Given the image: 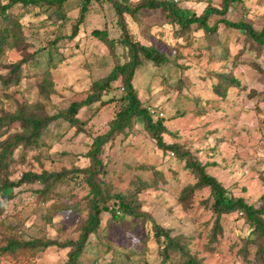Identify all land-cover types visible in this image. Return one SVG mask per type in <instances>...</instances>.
<instances>
[{"label":"rangeland","instance_id":"1","mask_svg":"<svg viewBox=\"0 0 264 264\" xmlns=\"http://www.w3.org/2000/svg\"><path fill=\"white\" fill-rule=\"evenodd\" d=\"M8 1L0 0V8ZM170 1L196 15L208 4L221 7L223 2ZM83 2L67 0L56 13L45 4L14 3L5 11L8 19L0 13V30H8L7 41L0 46V118L20 109L51 115L82 98L93 81L125 61L120 44L110 46L92 30L105 29L116 39L124 25L135 40L166 54L165 63L144 62L132 80L153 119L162 117L168 129L164 141L178 144L205 164L207 172L226 187L227 197H242L264 210V49H255L243 30L223 23L212 33L195 25L181 29L161 9L119 16L107 0L89 2L72 36ZM129 2L133 7L138 0ZM219 18L247 22L259 30L264 26V0L231 3L224 15L211 16L209 25ZM21 60L19 71L11 73L12 64ZM223 73L237 78L239 85L223 81L219 77ZM121 94L119 79L102 96L114 101L80 109L82 126L59 119L42 130L35 144L16 145L1 177L15 180L27 171L70 172L45 198L36 193L42 188L38 182L3 191L0 245L10 238L59 242L78 238L92 197L84 171L90 165L86 154L93 139L108 131ZM20 130L5 123L0 139ZM100 158L105 173L94 178L127 200L135 199L134 206L138 204L148 216L115 213L117 204L107 200L106 206L113 210L100 214V224L89 234L78 264H190L188 259L197 264H264V236L252 231L242 212L222 214L216 220L208 188L195 189L181 201L182 189L196 178L176 151L158 148L140 118L114 134L102 146ZM153 221L183 249H166L165 235H155ZM69 250L52 245L20 264H67ZM0 264L12 263L1 260Z\"/></svg>","mask_w":264,"mask_h":264},{"label":"trees","instance_id":"2","mask_svg":"<svg viewBox=\"0 0 264 264\" xmlns=\"http://www.w3.org/2000/svg\"><path fill=\"white\" fill-rule=\"evenodd\" d=\"M67 0H9L7 4L1 6V14L3 19H8L5 11L14 3H22L26 6H53V13L60 11L64 2ZM91 0H84L80 15L75 28L72 31V36L77 32L78 23H80L87 11V5ZM115 8L116 13L121 16L123 13L134 14L142 9H161L165 11L169 22L178 25L181 29H189L195 25V28H201L206 33L215 32L218 28V23H223L225 26L243 30L247 37L254 43L255 49H264V26L257 30L247 22H235L226 18H219L214 24L209 25V18L213 15H224L231 3L238 0H223L221 7H216L208 4L200 15L186 8H181L175 2L170 0H138L135 6H130V0H107ZM45 4V5H44ZM9 21V20H8ZM122 26L121 35L112 39L108 36L105 29H94L91 34L104 43L114 46L120 44L125 51V61L121 64H115L110 72L91 83L88 91L80 99L72 100L69 105L62 111L48 115H36L30 112H25L20 109L14 114L5 115L3 119L0 118V137L2 136L1 128L5 123H14L16 128L20 131L14 132L7 138L0 139V172L7 167L8 159L16 145L24 141L27 144H35L44 130L51 122L56 120H64L70 126L80 127L85 121L78 117V113L82 107L90 106L95 102L107 103L114 101L115 98H109L107 101L102 100L103 93L108 92L114 82L120 79L122 94L118 98L121 105L116 112L115 117L109 122V129L106 133L96 136L93 139L91 149L87 152L86 156L90 160V165L84 170L91 187V200L89 203V212L87 218L80 226V234L76 240H68L59 242L54 239L46 238H31L28 240H18L10 238L5 244L0 245V261L8 260L12 264H20L29 261L38 250L45 249L52 245L59 247H69L67 264H78L79 259L84 252L85 246L88 242V236L94 233L100 224V214L103 211L113 210L106 206V201L113 199L112 203L117 207L114 210L118 213L132 215L134 217L145 218L148 213L141 211L140 207L134 206L136 200L129 198L121 192H112L107 185H101L94 176L99 173H105L100 154L102 146L113 137L114 134L124 131L126 128L133 124L134 118L142 120L144 130L155 140L158 148L163 151L174 150L177 152L178 157L184 161L185 167L194 174L196 181L194 184L186 185L181 191V201L186 200L191 196L195 189L208 188L210 190V197L212 202L210 208L218 220L222 214H229L236 211L242 212L246 221L253 226L256 233L264 236V210L248 204L242 197H227L226 187L213 175L209 174L206 170L205 164L201 163L197 158L192 156L189 151H182L176 143H166L163 139V133L167 132V127L164 124L162 117L153 119V114L149 110V105L143 104L139 99L137 90L134 88L132 80L135 71L144 62L150 61L155 64H162L167 61L166 54L161 52L153 45H146L138 40H135L128 32L124 25ZM8 30L3 28L0 30V46L7 41ZM21 61L12 64L11 73H17L20 68ZM257 69L259 66L255 64ZM223 81L231 86L239 85L237 78L228 74L219 75ZM46 89V83L44 84ZM222 87L217 86L216 91L220 93ZM7 121V122H5ZM80 170L79 172H81ZM70 171L63 170L60 172L52 171L41 173L27 171L21 174L18 179L10 180L7 177L0 176V197L4 196L3 191L18 187L22 184H29L38 182L42 188L37 190V195L40 198H45L50 193L55 185L63 178L66 173ZM264 197V196H263ZM115 213L113 216H115ZM155 228V235H165L166 244L165 248H172L181 251L183 249L180 242L170 237L169 234L161 228L156 222H152ZM165 249V250H166ZM188 263L197 264L195 261L188 259Z\"/></svg>","mask_w":264,"mask_h":264},{"label":"built area","instance_id":"3","mask_svg":"<svg viewBox=\"0 0 264 264\" xmlns=\"http://www.w3.org/2000/svg\"><path fill=\"white\" fill-rule=\"evenodd\" d=\"M149 110L152 112L151 108H149ZM170 154L173 155V152H171Z\"/></svg>","mask_w":264,"mask_h":264}]
</instances>
